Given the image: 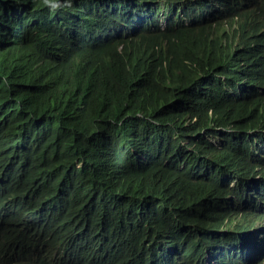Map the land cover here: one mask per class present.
Masks as SVG:
<instances>
[{"label":"trees","instance_id":"1","mask_svg":"<svg viewBox=\"0 0 264 264\" xmlns=\"http://www.w3.org/2000/svg\"><path fill=\"white\" fill-rule=\"evenodd\" d=\"M51 3L0 0V264H264V0Z\"/></svg>","mask_w":264,"mask_h":264},{"label":"clouds","instance_id":"2","mask_svg":"<svg viewBox=\"0 0 264 264\" xmlns=\"http://www.w3.org/2000/svg\"><path fill=\"white\" fill-rule=\"evenodd\" d=\"M44 3L52 7H58V5H52L51 0H44Z\"/></svg>","mask_w":264,"mask_h":264},{"label":"bare ground","instance_id":"3","mask_svg":"<svg viewBox=\"0 0 264 264\" xmlns=\"http://www.w3.org/2000/svg\"><path fill=\"white\" fill-rule=\"evenodd\" d=\"M252 256V255H251Z\"/></svg>","mask_w":264,"mask_h":264}]
</instances>
